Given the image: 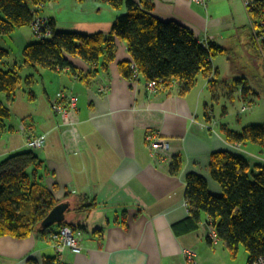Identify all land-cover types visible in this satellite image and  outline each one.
Returning <instances> with one entry per match:
<instances>
[{
    "label": "crops",
    "instance_id": "1",
    "mask_svg": "<svg viewBox=\"0 0 264 264\" xmlns=\"http://www.w3.org/2000/svg\"><path fill=\"white\" fill-rule=\"evenodd\" d=\"M153 1V13L162 21L175 20L199 39L209 35L224 48L219 53L223 59L218 62L219 55L214 58L217 76L210 85L202 74L185 95L175 85L169 91H149L144 78L135 84L119 70L121 61H131L120 39L116 40L115 57L107 66H102V58L94 66L78 56H69L81 76L69 68L27 67L18 64L21 58L14 63L11 48L5 47L10 55L2 63L7 69L19 67L21 83L11 99L0 91V99L10 109V117L2 119L0 127V161L29 149L16 120L33 123L32 136L47 133L46 144L33 150L43 162L33 172L39 184L22 209L26 215L31 214L35 208L31 200L44 197L45 190L58 203L69 202L65 218L82 231V250L76 253L66 247L59 256L49 234L32 233L25 238L5 235L0 236V264H29V259L44 264L43 259L51 257L55 264H183L184 249L194 251L198 264L230 263L224 243L208 241V215L191 217L185 177L193 172L206 178L209 191L220 195L222 188L210 174L214 151L240 154L253 171L257 165H264L263 146L251 141L231 143L220 131L222 123L233 131L259 123L256 117L264 111L257 110L244 120H231L222 97L231 99L236 91L242 105L239 110L244 112L255 106L262 87L255 74L249 76L231 60L227 39L232 35L226 32L230 21L212 14V0L206 7L191 0ZM121 12L125 8L115 10L100 0H49L40 7L39 15L50 19L58 31L108 33ZM19 31L18 39L25 45L35 40L32 30ZM251 33L244 43L250 45L258 61L256 49L264 53ZM226 70H230L233 84L221 77ZM87 72L92 73L82 78ZM66 92L77 97L78 140L63 132L62 118L51 107L59 94ZM149 133L168 148L155 151L150 147ZM16 135L20 136L18 142ZM2 140L9 143L4 145ZM176 155L182 156L179 173L170 168ZM76 206H80L79 211Z\"/></svg>",
    "mask_w": 264,
    "mask_h": 264
},
{
    "label": "trees",
    "instance_id": "2",
    "mask_svg": "<svg viewBox=\"0 0 264 264\" xmlns=\"http://www.w3.org/2000/svg\"><path fill=\"white\" fill-rule=\"evenodd\" d=\"M47 1L0 0V35L8 36L23 26L31 30L34 17ZM100 1L115 10L125 8V12L118 13L108 33L58 31L48 19L51 33L42 38L33 34L35 40L22 48L20 64L50 70L69 68L81 76L82 73L73 67L69 56H78L94 66L102 58V66H107L115 57L116 40L120 39L125 42L131 61H121L119 70L129 79L133 71L129 65L134 62L141 77L156 81L158 90L169 91L175 85L179 93L185 95L195 85L198 74L209 77V85L214 81L217 71L213 58L224 48L215 44L213 39H209L205 46L189 27L175 20L162 21L153 13V0ZM261 8L262 0H256L255 9L247 12L251 24L259 18ZM9 55V50L0 46V91L11 99L20 88L21 76L17 71L19 67L7 69L3 65V59ZM91 73L87 72L82 78L86 79ZM9 117L10 109L0 99V127L3 125L2 119ZM220 131L231 143L251 141L264 147V124H249L240 131H233L222 123ZM181 164L182 156H174L171 171L179 173ZM42 166V160L32 149L14 152L0 161V236L25 238L32 233L47 236L56 225L41 226L42 220L58 204L46 190L44 197L31 200L35 207L31 214L26 215L22 209L39 184L33 172ZM209 166L211 177L220 184L222 193L212 194L206 178L193 172L187 174L185 199L188 211L195 219L206 213L229 254L236 257L242 244L249 254L247 264H250L264 251V165H257L255 173L243 156L224 150L211 154ZM74 209L79 211L80 206ZM63 224L79 228L66 218L58 223L59 226ZM208 241L212 244L209 238ZM54 261L55 258L51 257L42 262L55 264ZM28 263L38 264L32 259Z\"/></svg>",
    "mask_w": 264,
    "mask_h": 264
},
{
    "label": "built area",
    "instance_id": "3",
    "mask_svg": "<svg viewBox=\"0 0 264 264\" xmlns=\"http://www.w3.org/2000/svg\"><path fill=\"white\" fill-rule=\"evenodd\" d=\"M191 1H197L206 7L209 0ZM243 2L247 12L251 10V8L255 9L256 0H243ZM261 9L262 11H260L259 18L251 24V32L254 42L257 43L259 49L264 53V0H262ZM31 30L37 38H42L43 36L49 35L51 33V29L48 18L43 15L40 16L38 13L34 17V20L31 24ZM209 39L213 38L207 35L203 38H200V41L201 43H203V45L206 46ZM129 66L130 69L133 70L130 81H133L135 84L137 82H140L139 80H141L142 77L139 70H137L135 63L131 62ZM143 81L147 90L153 92L158 90L156 81ZM51 107L53 108L54 112H57L62 118L60 128L63 130V132L69 134L72 139L78 140V128L76 127V115L78 112V106L76 95H74L72 92L61 93L59 94V97L51 104ZM32 128L33 123L31 122L28 123L23 121L22 123L17 125V130H19L24 136L23 141L25 143V146L29 149L34 150L35 148H41L46 144L47 133L32 136L29 134L32 131ZM147 136L148 140L150 141V147H152L155 151L160 148H168L165 142L154 139L151 133H149ZM208 233L209 239L212 244H217V241L219 240L218 234L213 228L212 224L209 225ZM49 240H52L53 247L56 250L57 255L59 256L62 254L64 248L66 247L76 253H79L82 250V231L79 228L74 229L65 224L61 226L56 225L49 233ZM183 256V264H198L196 255L193 250L184 249ZM250 264H264V251H262L261 254L257 257L253 258Z\"/></svg>",
    "mask_w": 264,
    "mask_h": 264
},
{
    "label": "rangeland",
    "instance_id": "4",
    "mask_svg": "<svg viewBox=\"0 0 264 264\" xmlns=\"http://www.w3.org/2000/svg\"><path fill=\"white\" fill-rule=\"evenodd\" d=\"M211 3L215 4L213 9L214 13L212 14H215L216 16L221 15L225 17L228 21H230L228 25L229 29H227L226 32L229 33V36L230 34L232 35L230 38L227 39L229 43L228 47L233 53V55L229 54L231 55V60L239 66V69H243L249 76L254 77L252 75L255 74V77L259 79V84L262 87V90L259 94L260 96L255 97V106L252 107L251 110L249 109L244 112H240L239 110L242 105H240V99H238V94L236 91H233L231 99H228L226 96L222 97L223 101L226 100V102L222 103H225L231 112L230 119L236 120V118L239 117V119L244 120L246 119V117L252 116L251 114H254L257 110L262 112L264 111V55H262L259 50L254 48L256 49V51H254L260 56V60L256 61L253 56V51L250 49V45L244 43L245 40H248L247 38L251 31V21H249V17L247 14V10L245 9L243 0H212ZM211 3L208 4V7H210ZM28 28L26 26H23L19 30L29 31L30 29ZM17 29L11 33L12 35L10 34L8 36H4L6 38L3 37L2 39H0V45H3L2 47H6L9 49L11 48L10 51L12 53V61L14 63H18L19 59L22 57L21 51L26 43L24 40L20 38L18 39L20 31ZM31 33L33 34V32ZM26 34H28V32H26ZM222 59V55H219L217 61L220 62ZM18 64H20V62ZM221 77H226L227 79H229L231 84L234 83V78L230 70H226V72L223 71L221 73ZM256 120H259V123L264 124V115H257ZM15 123L16 125H18L22 123V121L16 120ZM15 137L17 142L20 141L19 135H16ZM11 141L13 142L14 140L11 139ZM2 142H5L3 143L4 145L9 143L6 140H2ZM254 171L256 173L257 169H255ZM236 254V257H232L230 254L231 259L229 264H247L249 254L246 252L242 244L239 245Z\"/></svg>",
    "mask_w": 264,
    "mask_h": 264
},
{
    "label": "water",
    "instance_id": "5",
    "mask_svg": "<svg viewBox=\"0 0 264 264\" xmlns=\"http://www.w3.org/2000/svg\"><path fill=\"white\" fill-rule=\"evenodd\" d=\"M69 207V202L61 201L49 211L45 219L42 220V227H50V225L58 224L65 219V212Z\"/></svg>",
    "mask_w": 264,
    "mask_h": 264
}]
</instances>
